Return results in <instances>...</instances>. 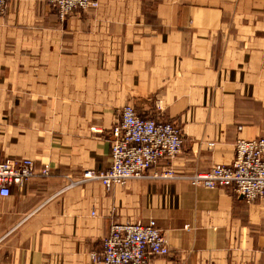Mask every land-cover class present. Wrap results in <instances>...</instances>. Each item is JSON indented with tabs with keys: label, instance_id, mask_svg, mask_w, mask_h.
Returning a JSON list of instances; mask_svg holds the SVG:
<instances>
[{
	"label": "crops",
	"instance_id": "0c3cea01",
	"mask_svg": "<svg viewBox=\"0 0 264 264\" xmlns=\"http://www.w3.org/2000/svg\"><path fill=\"white\" fill-rule=\"evenodd\" d=\"M126 103L181 129L182 152L160 166L230 165L238 138L264 135V0H99L64 21L44 0H8L0 162L50 172L0 196V264H103L112 223L149 220L169 248L149 264H264V197L177 178L60 192L66 175L108 166Z\"/></svg>",
	"mask_w": 264,
	"mask_h": 264
},
{
	"label": "built area",
	"instance_id": "2783aa9c",
	"mask_svg": "<svg viewBox=\"0 0 264 264\" xmlns=\"http://www.w3.org/2000/svg\"><path fill=\"white\" fill-rule=\"evenodd\" d=\"M48 1L55 3L61 14L93 5V0ZM5 3L6 0H0V13ZM120 115L110 132L109 166L102 170H85L75 178L67 176L68 187L92 180L109 188L132 179L177 178L194 186L231 188L247 203L264 196V135L237 139L230 165L215 164L207 170L181 174L171 164L160 166L164 161L171 163L182 152L184 140L178 125L140 117L131 106H125ZM49 172L47 166L36 170L29 158H7L0 162V196L6 197L12 187L22 186L37 174L46 176ZM168 252L165 233L154 220L145 224L114 222L102 240L99 260L104 264H149L152 257Z\"/></svg>",
	"mask_w": 264,
	"mask_h": 264
},
{
	"label": "rangeland",
	"instance_id": "374dc122",
	"mask_svg": "<svg viewBox=\"0 0 264 264\" xmlns=\"http://www.w3.org/2000/svg\"><path fill=\"white\" fill-rule=\"evenodd\" d=\"M7 1L8 0H6V3H5V9H6V6H7ZM46 3H48L49 5H51L52 7H54L56 10H57V12H58V14H59V18H60V20H62V21H64L65 19H66V17L70 14V13H72L73 11H76V10H88V9H96L98 6H99V0H93V5H90V6H88V7H86V8H77V9H72V10H70V11H68L67 13H65V14H61V10H60V8L54 3H51V2H49L48 0H44ZM4 9V10H5ZM4 11H2V13H3ZM125 106H131L133 109H134V107L131 105V104H129V103H126L125 105H123L121 108H120V113H121V111H122V109L125 107ZM134 111H135V109H134ZM121 116V115H120ZM139 116V115H138ZM152 119V118H151ZM120 120V119H119ZM118 120V121H119ZM118 121L116 122V123H118ZM115 123V124H116ZM114 124V125H115ZM113 125V126H114ZM112 126V127H113ZM111 130H112V128H111ZM111 130H110V132H111ZM180 131H181V129H180ZM181 135H182V131H181ZM182 138H183V136H182ZM238 139H240V138H238ZM242 139V138H241ZM109 140H110V138H109ZM184 140V139H183ZM236 142V141H235ZM4 161V160H3ZM109 164H110V161H109ZM109 164H108V166H109ZM45 167V166H44ZM34 168L36 169V167H35V164H34ZM107 168V167H106ZM103 169H105V168H103ZM40 170V169H39ZM89 170H91V169H89ZM99 170H102V169H99ZM85 170H83V171H81V172H79L78 174H76L74 177H72L70 174H68V175H66L65 176V178L67 177V176H69L70 178H75L76 176H78V175H80L81 173H83ZM179 173V172H178ZM182 174V173H181ZM176 179V178H175ZM66 185L60 190V192H63L64 190H66V189H68V188H72V187H75V186H78V185H81V184H83V183H86V182H90V181H86V182H82V183H80V184H77V185H75V186H69L68 187V184H69V180L66 178ZM133 180V179H132ZM182 180V179H181ZM92 181H95V180H92ZM97 182H99V181H97ZM128 182V181H127ZM100 184H102L101 182H99ZM103 185V184H102ZM112 186H114V185H112ZM120 186H122V185H120ZM194 186V185H193ZM105 187V186H104ZM111 187V186H110ZM109 187V188H110ZM106 188V187H105ZM109 188H106V189H109ZM221 189H223V188H221ZM231 189V188H230ZM233 191V190H232ZM237 195V194H236ZM264 197V196H263ZM243 198V197H242ZM260 199V198H259ZM258 200V199H257ZM254 202V201H253ZM91 214L93 215L94 213H93V211L91 212ZM161 229V228H160ZM162 230V229H161ZM163 232H164V230H162ZM165 233V232H164ZM166 237V236H165ZM167 242V241H166ZM169 249V248H168ZM169 253V252H168ZM167 255V254H166ZM163 256H165V255H163ZM155 257H162V256H155ZM152 258H154V257H152ZM151 258V259H152ZM150 259V260H151ZM99 261H101V259L99 260ZM150 262V261H149ZM101 263H103L102 261H101ZM104 264V263H103Z\"/></svg>",
	"mask_w": 264,
	"mask_h": 264
}]
</instances>
